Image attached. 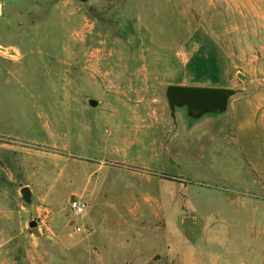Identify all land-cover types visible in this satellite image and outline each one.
<instances>
[{
  "label": "rangeland",
  "instance_id": "1",
  "mask_svg": "<svg viewBox=\"0 0 264 264\" xmlns=\"http://www.w3.org/2000/svg\"><path fill=\"white\" fill-rule=\"evenodd\" d=\"M0 44V264H264V0H0Z\"/></svg>",
  "mask_w": 264,
  "mask_h": 264
},
{
  "label": "water",
  "instance_id": "2",
  "mask_svg": "<svg viewBox=\"0 0 264 264\" xmlns=\"http://www.w3.org/2000/svg\"><path fill=\"white\" fill-rule=\"evenodd\" d=\"M242 80L244 76L238 75ZM237 93L234 89L220 88V87H200V86H182L173 85L168 88L167 94L169 99H172L175 95L184 97L187 101L198 107H205L211 104H224L228 97H231ZM98 102L94 99L90 100V105L96 107ZM22 195L26 202L31 199V192L28 187L22 189ZM32 232L35 236H40V230L37 221H31L29 223Z\"/></svg>",
  "mask_w": 264,
  "mask_h": 264
},
{
  "label": "trees",
  "instance_id": "3",
  "mask_svg": "<svg viewBox=\"0 0 264 264\" xmlns=\"http://www.w3.org/2000/svg\"><path fill=\"white\" fill-rule=\"evenodd\" d=\"M190 65L194 67V71L196 73V78L199 82H204L205 78L208 75H212L214 73L218 72V65L216 63H210L208 64L205 58L202 55H197L194 57V59L191 61ZM218 77L217 75L214 76L213 82L216 83Z\"/></svg>",
  "mask_w": 264,
  "mask_h": 264
},
{
  "label": "built area",
  "instance_id": "4",
  "mask_svg": "<svg viewBox=\"0 0 264 264\" xmlns=\"http://www.w3.org/2000/svg\"><path fill=\"white\" fill-rule=\"evenodd\" d=\"M70 210L77 216H83L86 212V204L80 199H74L69 202ZM79 232L82 231L81 227L77 229Z\"/></svg>",
  "mask_w": 264,
  "mask_h": 264
},
{
  "label": "crops",
  "instance_id": "5",
  "mask_svg": "<svg viewBox=\"0 0 264 264\" xmlns=\"http://www.w3.org/2000/svg\"><path fill=\"white\" fill-rule=\"evenodd\" d=\"M3 17V15H2ZM0 48H1V44H0ZM2 52V51H0ZM0 59H4L6 60L1 54H0ZM261 117L263 118L264 117V114L261 115ZM260 122V121H259ZM5 124V123H4ZM2 124V118L0 117V132L2 131L3 132V125ZM260 129H264V127L260 128ZM259 130V129H258ZM260 171L264 174V167L260 168ZM6 171L0 166V176H4L3 173H5ZM7 175H9V171L6 172ZM22 191V190H21ZM22 193V192H21Z\"/></svg>",
  "mask_w": 264,
  "mask_h": 264
}]
</instances>
